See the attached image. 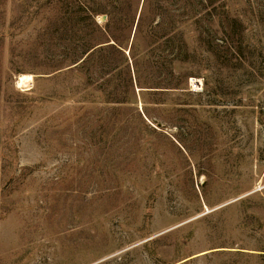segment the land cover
<instances>
[{
    "label": "rangeland",
    "instance_id": "obj_1",
    "mask_svg": "<svg viewBox=\"0 0 264 264\" xmlns=\"http://www.w3.org/2000/svg\"><path fill=\"white\" fill-rule=\"evenodd\" d=\"M0 264H264V0H0Z\"/></svg>",
    "mask_w": 264,
    "mask_h": 264
},
{
    "label": "bare ground",
    "instance_id": "obj_2",
    "mask_svg": "<svg viewBox=\"0 0 264 264\" xmlns=\"http://www.w3.org/2000/svg\"><path fill=\"white\" fill-rule=\"evenodd\" d=\"M97 20L102 21L103 15H97ZM34 83V75L32 73H20L16 77V85L18 87L31 88Z\"/></svg>",
    "mask_w": 264,
    "mask_h": 264
},
{
    "label": "trees",
    "instance_id": "obj_3",
    "mask_svg": "<svg viewBox=\"0 0 264 264\" xmlns=\"http://www.w3.org/2000/svg\"><path fill=\"white\" fill-rule=\"evenodd\" d=\"M114 44H115V43H114ZM99 47H102V46L100 45V46H97V47L93 48V50H91V52L89 53V55H90L92 52L96 51ZM86 57H88V55H87ZM81 62H82V61H81Z\"/></svg>",
    "mask_w": 264,
    "mask_h": 264
},
{
    "label": "water",
    "instance_id": "obj_4",
    "mask_svg": "<svg viewBox=\"0 0 264 264\" xmlns=\"http://www.w3.org/2000/svg\"><path fill=\"white\" fill-rule=\"evenodd\" d=\"M112 43L114 44L115 42L113 41Z\"/></svg>",
    "mask_w": 264,
    "mask_h": 264
}]
</instances>
